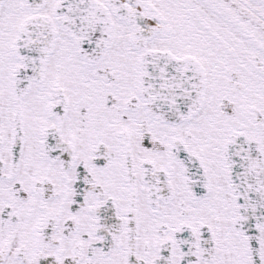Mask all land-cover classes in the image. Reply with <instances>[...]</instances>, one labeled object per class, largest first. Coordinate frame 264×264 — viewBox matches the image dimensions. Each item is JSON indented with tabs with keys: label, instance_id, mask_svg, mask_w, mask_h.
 <instances>
[{
	"label": "snow or ice",
	"instance_id": "obj_1",
	"mask_svg": "<svg viewBox=\"0 0 264 264\" xmlns=\"http://www.w3.org/2000/svg\"><path fill=\"white\" fill-rule=\"evenodd\" d=\"M0 264H264V0H0Z\"/></svg>",
	"mask_w": 264,
	"mask_h": 264
}]
</instances>
